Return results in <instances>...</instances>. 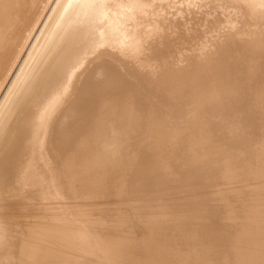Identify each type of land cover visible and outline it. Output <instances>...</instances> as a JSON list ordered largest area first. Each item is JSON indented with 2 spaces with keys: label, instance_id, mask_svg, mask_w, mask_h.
I'll list each match as a JSON object with an SVG mask.
<instances>
[{
  "label": "bare ground",
  "instance_id": "obj_1",
  "mask_svg": "<svg viewBox=\"0 0 264 264\" xmlns=\"http://www.w3.org/2000/svg\"><path fill=\"white\" fill-rule=\"evenodd\" d=\"M234 2L187 0L184 7L194 16L192 26L196 22L212 26V33L195 43L186 35L187 39L180 40L185 45L177 47L166 37L161 20L170 0H0V264H60L59 227L79 196V168L83 172L93 162L84 154L88 155L89 147L95 149L98 139L106 157L111 150L119 153L120 147L113 148L108 140L120 141L122 133L117 129L103 132L102 127L123 119L126 106L130 103L133 109L150 91L142 72L155 76L180 72L182 76L192 69L189 64L196 65L192 58L202 55L211 62L222 57V50H231V42L243 35L246 14L252 23L264 27V0H236L243 15L236 12L231 20L210 12L212 6ZM197 13L205 14L204 18H196ZM157 35L164 40L154 39L150 45L148 39ZM263 37L261 30L250 36L261 51ZM162 46L172 49L164 59L155 57ZM180 52L192 63L170 67L167 61ZM224 83L227 91L239 84L235 78ZM166 102L160 99L150 121L139 127L160 126L183 135L187 131L179 129L178 118L192 120L191 115L207 108L189 102L190 111L178 116ZM217 114L213 111L210 117ZM242 137L230 134L225 141L233 149L231 158L254 145L249 136ZM209 139L207 131L200 130L186 141L171 142L164 153L181 150L186 156L183 163L221 167L225 162L209 155ZM189 165L185 166L188 171ZM16 195L26 204L38 200L37 213L31 214L29 204L20 214L10 212V200ZM237 234L232 231L220 247L223 254L236 252L232 240ZM80 239L86 242L85 237Z\"/></svg>",
  "mask_w": 264,
  "mask_h": 264
},
{
  "label": "rangeland",
  "instance_id": "obj_2",
  "mask_svg": "<svg viewBox=\"0 0 264 264\" xmlns=\"http://www.w3.org/2000/svg\"><path fill=\"white\" fill-rule=\"evenodd\" d=\"M170 1L161 20L166 37L177 47L185 45L180 40L188 38L195 43L212 33V26L200 22L192 26L194 16L184 7L187 0ZM234 1L223 8L212 6L210 12L227 20L236 12L242 16L241 6ZM195 16L202 19L205 14ZM245 18L243 35L231 42V50H222V57L211 62L202 55L192 58L196 65L188 63L192 69L182 76L180 72L161 76L141 73L150 91L133 109L130 103L126 106L123 119L101 128L103 132L120 130V141L108 140L113 148L120 147L119 153L111 150L106 157L104 144L98 139L95 149L89 147L88 155L84 154L93 162L83 172L79 168V196L71 202L72 212L59 227L60 264H264V49H258L250 39L253 32H264V27L252 23L247 14ZM154 39L164 40L160 35L151 37L150 45L155 44ZM244 43L245 48L241 47ZM171 50L158 49L155 57L164 59ZM188 60L191 58L180 52L167 62L176 68ZM227 78H235L239 84L227 91ZM160 99L178 116L190 111L189 102L207 108L191 115L192 120L178 118L179 129L187 131L183 135L160 126L140 128L141 122L150 121ZM213 111L218 112L215 118L210 117ZM200 130L210 135L209 155L225 162L222 168L212 163H194V167L183 163L186 156L181 150V154L165 155L171 142L186 141ZM230 134L249 136L255 143L231 158L233 149L226 144ZM255 155H259L258 160ZM179 165L182 168L178 170ZM10 204V212L16 214L27 204L31 214L39 209L38 200L26 204L17 195ZM232 231L238 233L232 240L236 252L223 254L220 247ZM79 237H85L86 242Z\"/></svg>",
  "mask_w": 264,
  "mask_h": 264
}]
</instances>
